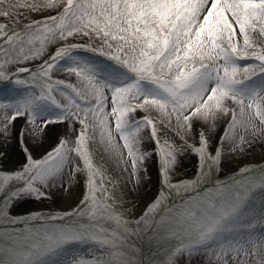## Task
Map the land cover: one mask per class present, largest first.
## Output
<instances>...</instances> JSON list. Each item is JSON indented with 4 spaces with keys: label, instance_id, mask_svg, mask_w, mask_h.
I'll return each mask as SVG.
<instances>
[{
    "label": "snow or ice",
    "instance_id": "snow-or-ice-1",
    "mask_svg": "<svg viewBox=\"0 0 264 264\" xmlns=\"http://www.w3.org/2000/svg\"><path fill=\"white\" fill-rule=\"evenodd\" d=\"M5 3L0 0V17L5 18L0 21V80L15 76V85L38 91L15 103H0V109L6 110L0 113V138L15 135L25 158L21 170L0 173V193H6L0 215L8 216L11 200L47 198L46 189L62 183L66 169L77 175L87 173L81 205L89 211L78 206L72 213L86 214L87 222L28 230V235L13 238L6 248L0 247V264H49L48 257L85 237L107 251L103 258L93 262L80 259L76 264H127L120 249L128 239L129 221L107 203L111 197L95 181L89 141L97 136L117 155L123 157L126 152L135 170L147 159V150L141 148L142 132L146 130L159 146L163 138L157 123L167 127L174 115L185 133L179 137L183 143L163 139L160 158L163 182L179 190L198 182L169 183V172L183 152L197 155L199 177L206 159L220 161L225 143L243 145L250 143L246 137L264 134V0H29L25 5L14 2L10 8L3 7ZM61 4L64 6L57 14L16 29L20 23L16 7L41 12ZM73 36L88 40L59 45L35 72L29 67L9 70L12 64L42 59L48 44ZM37 42L39 48L26 47ZM77 51L104 57L113 67L92 66L78 58ZM242 60L255 62L242 65ZM24 72L29 73L28 78L19 77ZM57 72L72 74L77 82L55 79ZM255 77H259L258 84L251 83ZM38 78L44 82L29 84V79ZM153 111L158 115L153 116ZM222 117L228 120L213 155L203 126L214 131L215 122ZM21 119L23 124L17 130L16 122ZM65 122L75 135L57 137L51 149L34 158L25 138L40 144L51 139L53 126ZM13 183L18 186L13 188ZM257 187L264 189V175L259 179L244 177L235 184L218 183L169 206L160 221L167 225L165 237L176 241L167 264H173L176 253L191 255L211 245L216 246V255L223 257V264L229 259L235 264H264V237L259 241L233 239L243 230L249 195ZM163 198L161 193L149 204L141 220L153 213ZM97 217L111 220L114 227L93 223Z\"/></svg>",
    "mask_w": 264,
    "mask_h": 264
},
{
    "label": "rangeland",
    "instance_id": "rangeland-1",
    "mask_svg": "<svg viewBox=\"0 0 264 264\" xmlns=\"http://www.w3.org/2000/svg\"><path fill=\"white\" fill-rule=\"evenodd\" d=\"M14 2L20 5H25L29 0H6L3 5L5 8H10ZM60 8L43 10L41 12H33L26 6L16 7L14 11L18 14L20 23L16 25L19 30L24 24L33 20L42 19L48 15H55L61 10ZM5 18L0 17V21ZM88 40V37L77 38V36L69 37L67 40L58 41L47 45L46 51L43 53L42 59L34 60L28 64H12L10 71L19 67H29L33 72L36 71L39 65L46 60L51 52L61 44L79 43L83 44ZM37 42L34 46L26 45V47L39 48ZM75 55L88 64L98 68L112 69V62L105 60L104 57L94 55L92 53L77 51ZM253 60H242V65L252 64ZM65 63H71L66 61ZM20 78H28L29 73H19ZM16 77L13 76L9 80H0V103H15L26 95L38 91L35 87L17 86L13 83ZM55 79H67L70 82L76 83L74 75L67 72H57L54 74ZM167 78V77H165ZM44 81L37 79L32 81L29 79V84H41ZM259 77L253 78L251 83L258 84ZM64 91L69 95L74 94L67 89ZM57 98L62 102L63 97L57 94ZM83 103L81 101H78ZM5 109H0V113H4ZM56 111L55 109L53 110ZM10 112V110H9ZM141 115V113H137ZM153 116L158 114L153 111ZM171 124L167 127L164 123H157V127L162 129L159 136L163 139L174 141L176 145L183 142L180 140V135H185L183 129L177 126L175 116L170 117ZM228 117L220 118L218 125L214 131H209L207 124L203 126L205 136L210 139L208 151L213 155L217 147V140L222 131L225 130V123ZM23 120L16 122L18 130ZM77 125H72L76 127ZM54 131L51 133V139H45L40 144H35L32 140L25 138L24 143L28 146L34 158L41 156L45 151L51 149L57 143V137L68 139L70 135L75 133L70 131L68 122L57 124ZM144 137L141 145L142 150H147V159L143 165H138L137 169L133 170L130 160L127 156L117 155L112 150H109L106 144L101 143L99 137L96 140L89 141L91 161L96 169V185L101 186L106 190L111 197L107 201L113 204L116 212L120 213L129 221L128 239L124 241L120 249L121 259L127 261V264H167L169 253L176 241L166 238L164 233L167 230L166 224H161V218L165 210L175 204H179L188 196L194 195L195 192H202L205 189L212 188L218 183L235 184L238 181L247 177L248 179H259L264 175V134L256 138H248L250 143L238 145L235 142L223 145L221 159L218 163H213L207 159L204 162L202 174L198 177L199 160L195 153L190 151L183 152L178 156V165L169 172V183L171 185H179L182 181H198L192 187L187 189L169 188L163 182V164L160 158V148L164 147L163 139L159 146L151 138L145 130L142 132ZM190 143L194 142L189 140ZM198 143V140L195 141ZM233 149V150H229ZM243 149V151H241ZM0 152L4 155L0 156V173H13L21 170L25 163L22 145L18 143L15 135L9 136L8 139L0 138ZM77 163L82 166V161L77 159ZM241 169H248L241 173ZM87 179L86 172H80L78 175L70 173L69 169L65 170L62 183H57L55 186L46 189L47 198L36 199L35 197L21 198L8 202V216L0 215V247L6 248L9 241L16 237H23L29 234L28 230L43 231L44 227H61L69 224H79L87 222V215H73V210L80 206L85 213L89 209L81 205V200L85 195V182ZM3 181L0 180V183ZM18 185L13 183L12 187ZM164 194L161 204L153 211V213L144 217V209L156 200L160 194ZM6 193H0V203L5 200ZM97 196H101V192H97ZM247 209L244 221L243 230L241 233L233 236V239L260 240L264 237V221L261 220L262 209H264V189L259 187L254 188L247 203ZM52 217H57L51 219ZM15 221V222H13ZM140 221L139 223H137ZM93 223L104 224L106 227H114V223L104 217H97ZM26 243L25 241H21ZM31 242V241H27ZM107 249L93 240L85 237L82 241H76L63 246L54 256L48 257L49 264H76L80 259L93 262L97 257L103 258ZM217 249L215 245L204 247L199 251H194L191 255L183 252L176 253L172 257L173 264H223V257L216 255ZM250 260L253 258L249 257ZM228 264H235L231 259Z\"/></svg>",
    "mask_w": 264,
    "mask_h": 264
},
{
    "label": "bare ground",
    "instance_id": "bare-ground-1",
    "mask_svg": "<svg viewBox=\"0 0 264 264\" xmlns=\"http://www.w3.org/2000/svg\"><path fill=\"white\" fill-rule=\"evenodd\" d=\"M237 39H238V41H240V44L242 45V39L240 38V34H239V32H237ZM10 113V112H9ZM219 121H220V119H218ZM216 123V126L219 124L218 123V121H216L215 122ZM250 139V138H256V137H246V139ZM117 144H119L120 142H119V137H117ZM119 151H124L123 149H119ZM113 152H115V151H113ZM116 153V152H115ZM124 155H126V152H125V154ZM131 163V162H130Z\"/></svg>",
    "mask_w": 264,
    "mask_h": 264
}]
</instances>
